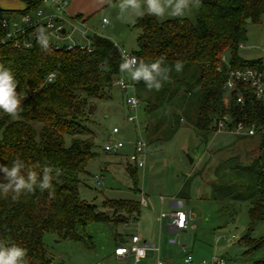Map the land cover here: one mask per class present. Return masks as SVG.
Masks as SVG:
<instances>
[{
  "label": "trees",
  "instance_id": "16d2710c",
  "mask_svg": "<svg viewBox=\"0 0 264 264\" xmlns=\"http://www.w3.org/2000/svg\"><path fill=\"white\" fill-rule=\"evenodd\" d=\"M26 2L24 10H0V64L14 72L19 82L16 91L25 97L16 118L0 108V164L11 166L19 158L25 165L21 170L25 179L33 171L36 181L34 191L25 190L15 200L12 193L0 196V241L26 249V264H56L46 248L45 234L77 238V228L93 222L128 223L141 214L142 206L140 197L105 201L104 206L114 208L109 216L80 193V176L97 155V135L89 125L94 123V101L112 98V89L117 88L113 81L120 74L122 59L115 43L92 35L90 50L42 44L43 24L32 48L15 46L23 36L4 42L2 19L31 13L42 1ZM263 19L264 0H200L195 23L186 18L159 21L152 15L140 16L139 46L132 51L145 62L163 57L170 69L168 81L158 91L137 81L148 143L170 141L185 123L202 134L214 132L215 121L224 115L232 117L233 127L239 122L256 124L258 157L246 165H230L228 175L224 173L228 167L219 169L220 180L213 185L221 198L250 204L249 232L239 241L242 257L250 264H264V235L252 237L256 225L264 221V101L257 99L249 83L238 81L226 106L224 85L234 69L264 72L262 58L245 59L240 54L248 38V23L261 24ZM226 54L228 64L222 61ZM177 62L183 63L179 73L173 67ZM51 74L54 78L49 81ZM240 94L242 103L237 101ZM46 167L51 169L52 187L41 191ZM128 170L134 192L141 193L138 167L129 161ZM0 182L6 183L2 172Z\"/></svg>",
  "mask_w": 264,
  "mask_h": 264
},
{
  "label": "rangeland",
  "instance_id": "374dc122",
  "mask_svg": "<svg viewBox=\"0 0 264 264\" xmlns=\"http://www.w3.org/2000/svg\"><path fill=\"white\" fill-rule=\"evenodd\" d=\"M71 2L73 0H70ZM69 1V2H70ZM84 11V22L75 23V41L90 44L81 32L88 29V35H99L111 39L115 44L136 51L141 28L138 18L126 22L119 12L121 0H79ZM164 0H162V3ZM141 9L147 14L144 0H140ZM198 8V7H197ZM197 8L187 10L183 17L164 16L159 21L174 18H186L195 23ZM126 14V13H125ZM66 17V15H65ZM68 18V17H66ZM106 18L109 23L104 24ZM70 32L73 28L66 25ZM248 38L240 47V54L247 59H264V19L261 24L248 23ZM68 41H65V43ZM63 43V41H62ZM226 58V59H225ZM222 56L228 62V54ZM228 64V63H227ZM95 118L89 124L96 132V152L86 172L81 178V197L97 206L98 210L109 216L114 208L104 206L105 201L138 200L141 193L133 190L134 181L128 170L129 157L136 140L135 124L127 121V109L122 100V91L112 89V98L95 100ZM143 122L144 110L139 112ZM115 127L120 129L116 139L125 146L117 153H106L103 148ZM144 168H138V187L145 192L148 206L141 208V214L131 217L128 223L93 222L86 227L77 228V238H60L54 233L45 234L46 248L56 264H126L114 258V250L122 240L131 241L134 234L149 235L158 238L162 233L169 236L164 226L160 229L157 217L161 213L160 197H164L163 210L171 208L170 200L192 207L196 213L195 230L183 234L182 242L186 250L198 259H210L213 255L225 257L230 264H250L242 253L239 241L249 232L250 204L246 201H233L221 198L213 185L220 180L219 169L241 163L249 164L259 155V135L253 137H235L228 132L202 134L192 125L183 124L177 134L167 142L148 143ZM223 174V173H222ZM102 177L101 185H96L95 177ZM161 230V231H160ZM264 235V221L256 225L253 238ZM179 239V235L173 234ZM152 240V239H151ZM167 241L164 240V242ZM173 248L181 250L179 245ZM176 256L183 257L182 251ZM163 257V256H162ZM127 264H131L127 263ZM141 264V263H140ZM142 264H155V254L150 253Z\"/></svg>",
  "mask_w": 264,
  "mask_h": 264
},
{
  "label": "built area",
  "instance_id": "2783aa9c",
  "mask_svg": "<svg viewBox=\"0 0 264 264\" xmlns=\"http://www.w3.org/2000/svg\"><path fill=\"white\" fill-rule=\"evenodd\" d=\"M69 1L70 0H42L44 3H50L53 6L55 13H47L43 8L39 7L31 13L17 18H3L2 27L6 29V38L4 39V42L11 38L23 36L21 39L16 40L15 46L18 48H32L34 38L39 35V25L43 24L45 26V34L41 39L42 44L51 42L57 47L65 45L69 49L79 45L81 48H88L90 50L89 45L74 42L76 37H74L76 21L65 17L66 6ZM103 23L108 24L109 21L104 18ZM67 24L73 28L70 32L66 27ZM30 29L32 30L30 35L28 37L25 36ZM81 33L87 37L88 29L83 30ZM65 41L68 42L65 43ZM115 48L121 59V50H123L130 57L135 56L137 60H139L132 51H129L120 45L115 44ZM53 78L54 75L51 74L49 76V81ZM121 80H123V84L120 83ZM238 81L249 83L257 99L264 101V72L254 68L234 69L230 72L229 78L224 85V89L227 92L224 96V103L226 106L230 102L231 92L236 90ZM113 85L124 93V103L127 108L126 119L135 124L136 140L133 144L134 149L129 157V161L138 168H144L149 144L144 136V125L139 115V112L142 109V104L136 93L137 81L131 80L127 73L120 72L117 79L113 81ZM130 97L135 98V106L128 103ZM237 101L239 103L243 102V96L241 94L237 97ZM232 122V117L229 115L220 117L215 121V132H228L236 136H254L257 134L258 128L256 124L247 126L245 123L239 122L233 127ZM118 134H120V129L115 127L104 145V150L106 152L118 153L125 146L122 141L116 139ZM101 180L102 177L97 175L95 177L96 185H101ZM160 202L163 204L164 197H160ZM140 204L144 207L148 206V201L144 192H141ZM157 222L159 223L160 228L165 224H168V226L179 235V239L173 237L169 240V243L182 247L184 255L180 262L171 264H230L225 257L219 255H213L210 259L205 258L196 260L194 256L186 250V245L182 242V234L184 232L188 233L190 230H195L197 228L196 213L192 208H177L171 212H165L162 208L160 215L157 217ZM150 249L156 252L155 264H167L161 256L160 245H145L139 234H134L129 243L116 247L114 250V256L116 260L122 261L126 264L130 262L131 264H140L147 257ZM95 264L103 263L96 262Z\"/></svg>",
  "mask_w": 264,
  "mask_h": 264
},
{
  "label": "clouds",
  "instance_id": "9594fccd",
  "mask_svg": "<svg viewBox=\"0 0 264 264\" xmlns=\"http://www.w3.org/2000/svg\"><path fill=\"white\" fill-rule=\"evenodd\" d=\"M200 0H144L148 15L157 18L183 17L187 10L197 8ZM119 12L126 22H131L135 17L143 16L145 13L141 9L140 0H121L119 4ZM126 13V14H125ZM122 62L119 65L121 73H127L131 80H143L149 89L160 90L163 84L169 79V67L164 65V58L160 57L152 62H145L143 59L137 60L135 56H129L121 50ZM163 66V67H162ZM177 73L183 69V63L174 64ZM18 80L15 78L14 72L4 65L0 64V108L5 110L6 114H10L16 118L19 112L21 100L25 99L22 94H18L16 89ZM123 84V80L120 81ZM129 104L135 106L136 100L130 97ZM24 163L19 158L11 162V166L0 164V172L4 173L5 182H0V196H7L12 193V199L15 200L22 192L34 191L33 184L36 181V173L29 171L27 179H25L21 170ZM50 168H44L45 173L40 183V190L51 189L50 176L48 172ZM26 249L17 245L8 246L6 242L0 241V264H26Z\"/></svg>",
  "mask_w": 264,
  "mask_h": 264
},
{
  "label": "crops",
  "instance_id": "0c3cea01",
  "mask_svg": "<svg viewBox=\"0 0 264 264\" xmlns=\"http://www.w3.org/2000/svg\"><path fill=\"white\" fill-rule=\"evenodd\" d=\"M38 1H42V0H38ZM78 1L79 0H73L72 2L70 1L68 3V5L66 6V17H68L69 19L76 21V22L78 21V22H84L85 23V18H84V14H83L84 11L82 10V5H80V3ZM40 7L43 8L45 10V12H47V13H55L53 6L50 3L41 2ZM26 8H27L26 0H0V10H24ZM77 16H80V17H77ZM87 39H89V36H87ZM242 47H244V46L242 45ZM245 59H247V58H245ZM258 59H259V57H258ZM234 136L235 137H247V138L253 137V136H236V135H234ZM141 192H143V191H141ZM169 205L171 206V208L169 210H167V212H171L177 208H186V207H184L183 203L177 202L175 200H170ZM163 206H164V202H163V204H161V209L163 208ZM187 208H192V207L190 206ZM164 226L166 227V230H167L166 232L168 234H170L169 236H164V234H163V237H162V233H160L159 239L156 237L154 239V238H151L149 235H142L140 233H138V234L142 237L145 245H147V246L160 245L161 256H163L162 258L165 260V262L167 264L180 262L182 260V257L176 256L175 253H176V251H182V253L184 255L183 248L181 247V250H176L173 248V245L169 243V240L171 238H173V234L175 233V231L171 227H169L168 224H165ZM163 227H161L160 229H162ZM183 234H187V239H186V245H187L189 242V238H188L189 232L188 233L184 232ZM183 234H182V236H183ZM166 237H167V241L164 242V240H166ZM123 241H125L123 244L129 243V239L128 240L123 239ZM123 244L120 243L119 246H121ZM150 253H152V254L154 253L155 259H156V252L154 250L150 249L148 251L147 257L141 262V264L144 263V261L148 259ZM114 258H115V256H114ZM194 258L196 260H199L195 256H194Z\"/></svg>",
  "mask_w": 264,
  "mask_h": 264
}]
</instances>
